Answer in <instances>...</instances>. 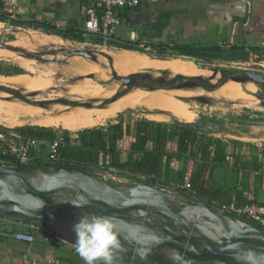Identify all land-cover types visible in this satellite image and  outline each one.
<instances>
[{
    "label": "rangeland",
    "instance_id": "obj_1",
    "mask_svg": "<svg viewBox=\"0 0 264 264\" xmlns=\"http://www.w3.org/2000/svg\"><path fill=\"white\" fill-rule=\"evenodd\" d=\"M8 24L9 27L11 26L13 28L12 29L5 28L6 30L3 31V27H2L3 24L0 23V47L11 49L12 51L21 54L22 56L16 55L15 53L6 50L0 51V83L17 85L23 87L24 89L12 87V89L17 91V94L0 89V94L3 92L6 93V94H1L0 99L3 100L20 99L26 104H31V102L32 103L41 102L42 107L40 108H42L43 111L37 112L35 116L36 119L37 118L43 119L44 117H46L45 116L46 114H49L50 116H54L55 112H57L58 109V107H55L56 105L65 106V104H68L71 107H76V105L79 104L83 105L81 104L80 101H84V98L79 95L86 96L87 94L85 100L91 102L93 101V99L95 100L98 97L97 94L92 96V94L95 92L96 89L108 90L111 89V87L114 88L113 86H115L116 84H120L122 85V88L119 87L115 88V89H120V91L117 93L119 94L127 90L130 87V85L138 78H140L139 80H141L142 79L141 77H143L144 79L146 78L160 79L163 81H170L173 78L177 77V76L174 77L168 76L166 75L167 73L159 74V75H152L146 73L152 62H156V64L159 63V65H164L163 62H171L179 65L184 64L185 66L188 65L184 61L174 59V58L181 59L182 56L180 55H173L171 53L158 55V53L152 54V53H148V51L145 50L140 51L141 53L135 51L130 52L132 50L119 51L111 47L100 46V45L96 46L89 42L84 43L85 40L79 41L78 43L75 42L69 43L56 36L46 35L45 33L39 31L38 29L16 25L13 24L12 22ZM19 32L31 36L19 37L18 35ZM70 49L89 50L93 53V57H86L83 55L74 54L70 51ZM110 51H112V53L120 52L119 54V57L121 58L120 63L111 64L113 63L114 56ZM96 54H98L99 56L97 57ZM164 56L168 58H173V57L174 58L165 61L154 58V57L158 58ZM73 61H75L76 63L73 64ZM121 65H123L124 68H121L122 67ZM14 66L20 67V69H22L21 74L14 73L11 75H6V74L4 75V73H2L3 69L7 70L9 69V67H14ZM209 66H212L214 71H216V69H220V68L222 69V65L220 64L209 65ZM127 67L133 68L137 72L132 71L131 69L128 70ZM144 67H146V70L143 72V70L141 69H143ZM188 67L189 68H187V70L193 72L197 71L198 68V67L197 68L190 67L189 65ZM260 68L262 67L258 66L257 64L247 63L244 61L231 63L229 64V66H227L226 68L227 70H225L226 73L224 72V70H220L221 76L217 82L220 83V81L224 80V78L228 76H232L234 70H240V69L257 70L264 75V70L261 69L262 71H260ZM138 69L140 70L138 71ZM29 75L35 78H41V80L43 81L42 84L46 86L45 87L36 86L35 88L30 87L28 85V82L24 80L25 77ZM126 75H132L134 76L135 79L130 82L120 79L121 76H126ZM236 76L237 75H235V77ZM238 78H241L242 80H250L247 77H238ZM217 82L211 84V86L212 85L216 86L218 84ZM257 84L260 91L257 94H253L255 97L259 98V101H256V104H254L251 101L250 95L248 93L237 91V86H238L237 80H233L232 82L220 85L219 88L214 90L204 89L202 86L196 83L190 84L188 85L189 86L188 89L201 88L203 90L196 94L197 95L196 99L192 97V99L195 100H190L191 105L188 106L184 111L177 113H166L165 111L159 110L163 115V117L162 119H156V120H179L184 122H192L195 120V118L198 119L200 116V118H202L201 120H203V123L205 124L206 122L204 121H206V119L219 117V119H216V124L218 126L217 129L221 131L226 130L224 122L222 120L225 118H229L230 120H233V118L235 117H241V119L243 118L244 120L240 119L238 123H248L255 125L264 124V102H262V100L260 99L261 97H264V85H261L259 83ZM144 88L145 87H136L135 89L141 93L143 92L142 94H145L144 91L146 90H147L146 92L150 91L149 88H145V89ZM29 91H35V92H29ZM2 95H6V96H2ZM144 108L145 107H143V109L142 107L140 109L122 108L115 110L110 115L103 117L101 122L94 126L107 125L108 123L114 122L120 112L124 113L127 116V118L131 120H135L138 118H145V117L151 118L150 116L148 117V115L143 111ZM251 113H256L253 116L254 118L249 119L247 117L240 116L241 114L248 115ZM19 116L30 118L28 115L22 113H14V112L7 113L3 111L0 112V128L5 129L7 132H14L16 131L15 129L20 126L47 127L54 129L57 132V135L64 134L65 131H70L72 137L75 138L78 135L79 130L85 128L82 127L78 130H70L62 126H47V125H39L33 123H23V124H18L16 126L6 125L5 123L6 118L8 119L11 117H19ZM232 127L239 128L237 125L234 124ZM204 129L208 130V128H204ZM31 164H42V163L37 161L36 163H31ZM67 166H71V165H67ZM78 168L83 169L81 167ZM94 173L105 181H111L116 183H122V182L130 183L131 181H138L137 179H131L125 176H120L115 173H111L104 168H100L94 171ZM140 179L142 181L143 178ZM54 182L58 186L65 185L66 187L65 181H54ZM71 183L73 186V190H75V192L78 191L79 190L78 184L73 182ZM138 184L148 186L146 184L139 182ZM152 185L149 186L153 187ZM86 186H88L92 191L94 190L93 191L94 193L95 191L96 192L99 191L98 185L90 184ZM156 186L159 189L168 190L175 193L177 192L182 195V193L175 188H170L160 185H155V188H157ZM66 191L70 192L68 189ZM70 196H72V201H79V198L75 197L74 195H70ZM36 197H37V193H35V198ZM83 197L86 200H88V196L86 194H83ZM98 197H100V195H97V198ZM129 198L135 201V198L133 196L129 195ZM10 199H14V197L12 196L7 200ZM121 199L122 197L120 195L114 194L111 195L105 203V210L110 214L113 223L118 230H121V227L127 221V216L135 215V210H131L130 207L128 208L127 204ZM6 201L3 202L2 204L8 205L10 203ZM135 205L137 207L138 202H136ZM42 206L47 207L45 203H43ZM159 208H155L151 212H149V214L144 218V220L141 221L140 225L138 226L132 225L125 229L127 239L130 240V242L135 247L138 248V246L140 245H152L158 249L164 247L170 242L171 228L168 225L169 223L167 219L168 214L161 212ZM90 214H94V213L91 212L89 213V215ZM161 214H163V216L158 220L157 216ZM169 217L171 219L170 221H172V225L175 228V231L172 233L175 234V236L179 241L189 242V239L193 236L192 235L193 228L191 227V223L184 221L180 217H174L172 215H169ZM230 238H236V237L231 236ZM140 250L147 251L144 249H140Z\"/></svg>",
    "mask_w": 264,
    "mask_h": 264
},
{
    "label": "crops",
    "instance_id": "obj_2",
    "mask_svg": "<svg viewBox=\"0 0 264 264\" xmlns=\"http://www.w3.org/2000/svg\"><path fill=\"white\" fill-rule=\"evenodd\" d=\"M94 1L19 0L18 18L23 22L21 26L38 29L46 35L56 36L69 43H78L79 40L47 33L45 29L50 27L55 31L72 36L83 35L86 20L85 7ZM2 13H5L4 4L3 0H0V16L3 15ZM118 14L122 22L117 28V38L104 40L100 35L94 34L88 40L85 38L84 43L111 47L119 51L131 50L120 47L119 44L134 45L137 49L130 52L138 53L144 50L143 45H148L152 50L148 53H158V55L169 54L176 46H182L185 49L192 47L196 51L205 53L206 56H180L190 57L201 66L220 64L222 68H227L231 63L250 62V50L264 43V0H158L156 3H142L133 8L118 9ZM10 22V20H0L3 24V31L9 27ZM257 65L262 67L260 71L264 70V61ZM244 81L248 80L242 82ZM255 114H241L240 116L250 119L254 118ZM201 119L199 116L198 119L195 118L189 123L197 124L208 137L222 140L225 143V153L230 166L237 156H242L247 160L260 157L263 164L261 172L251 171L249 188L245 194L247 200L264 203V124L238 123L241 117H235L233 120L225 118L222 120L226 130L221 131L217 129L216 124V119L219 117L206 119L205 124ZM135 120L131 122L133 126ZM116 121L115 119L114 122ZM156 121L172 122L175 120ZM233 124L239 128L232 127ZM72 138L74 143L78 144L77 136ZM133 139L131 133L120 141L124 161L128 158ZM167 148L170 152L176 153L177 141L169 142ZM194 151L196 152L195 147ZM43 152L44 150L41 153ZM103 156L104 154H101V159L104 158ZM196 157L197 159H190L187 164V179L197 169V160L200 158L199 155ZM105 160L108 162L107 156ZM172 166L179 169L183 167V163L175 159ZM242 174L243 170H240L237 175L238 181ZM257 175L260 177L258 178ZM238 189H242L240 184H238ZM233 201L236 202L235 193ZM54 255H59L64 264H84L73 247L46 242L40 234L34 242L0 237V264H23L25 259L47 260ZM121 259L115 257L114 264Z\"/></svg>",
    "mask_w": 264,
    "mask_h": 264
},
{
    "label": "trees",
    "instance_id": "obj_3",
    "mask_svg": "<svg viewBox=\"0 0 264 264\" xmlns=\"http://www.w3.org/2000/svg\"><path fill=\"white\" fill-rule=\"evenodd\" d=\"M2 14L0 20H9L6 12ZM11 22L16 25L23 23L13 20ZM45 30L47 33L59 34L65 38L85 40L83 35L72 36L61 31H55L50 27H46ZM118 46L131 50L137 49L134 45L119 44ZM171 54L206 56L205 53L196 51L192 47L185 49L182 46H176ZM74 63L76 62L73 61ZM21 71L20 67L14 66L7 70L3 69L2 73L11 75L21 73ZM240 74L242 75V73ZM116 120V122L107 125L79 130L78 144L74 143L70 131H65L64 136L67 143L61 147L60 160L56 164L81 167L91 172L105 168L111 173L138 181L143 178L142 181L144 182L175 188L185 196L204 201L232 217L261 228L258 223L224 209L225 206H229L233 202L234 193L236 194L237 205H242L248 201L245 191L249 188L250 173L252 170L261 172L263 165L259 156L252 160L237 156L230 166L225 153V143L222 140L208 137L195 123L140 118L133 122V126L132 120L128 119L124 113H119ZM0 130L6 131L2 128ZM15 130L23 135L47 140H52L57 136L54 129L47 127L20 126ZM131 133L134 139L128 152V158L124 161L120 141ZM175 140L178 148L176 153H172L168 150L167 144ZM194 147L199 153L194 151ZM101 154H104L103 159H101ZM196 155H199L200 158L197 160V169L187 179V164L190 159H197ZM106 156L108 162L105 160ZM175 159L183 163L182 168L178 169L172 166ZM0 160L10 166L21 165L13 156L3 155L1 152ZM37 161L42 164H52L41 159H36L34 163ZM240 170H243V174L238 181L237 175ZM257 176L260 177V175ZM238 184L242 186V189H238Z\"/></svg>",
    "mask_w": 264,
    "mask_h": 264
},
{
    "label": "bare ground",
    "instance_id": "obj_4",
    "mask_svg": "<svg viewBox=\"0 0 264 264\" xmlns=\"http://www.w3.org/2000/svg\"><path fill=\"white\" fill-rule=\"evenodd\" d=\"M18 35L19 37L31 36L22 32H19ZM1 50L10 51L12 53H15L16 55L22 56L21 54H18L15 51H12L11 49L8 48L0 47V51ZM71 50L73 49H70V51ZM110 52L112 53V51ZM112 54L114 56L113 57L114 59H113V63L111 64L120 63L121 61V58L119 57L120 52H114ZM96 56L98 57L99 55L96 54ZM154 58L165 61V60L173 59L174 57L168 59H162L159 57L158 58L154 57ZM174 59L184 61L190 67H194V68L198 67L197 71L193 72L187 70V68L189 67L188 65L185 66L184 64L179 65L171 62H163L164 65H159V63L156 64V62H152L146 73L152 75L167 73L166 75L171 77L178 75L199 77L201 79L208 81L210 84H214L220 79L221 76L220 70H224L223 68L222 69L220 68L214 71L212 66L209 65L201 66L197 61H195L194 59H189V57L182 56L181 59L179 58H174ZM121 66H122L121 68H124L123 65ZM127 69L128 70L131 69L132 71H135L133 68L127 67ZM139 70L140 69H138V71ZM141 70H143L144 72L146 70V67H144ZM122 77L124 76H121L120 79H122ZM24 80L28 82V85L30 87L33 88H35L36 86H40V87L46 86L42 84L43 81L41 80V78H35L29 75L26 76ZM233 80L236 79L233 78L227 79L221 85L232 82ZM4 85L10 88L13 87V88L24 89L21 86L0 83V86H4ZM113 87L114 88L111 87V89L108 90L96 89L95 92L92 94V96L97 94L98 97L95 100L93 99V101L91 102L85 100L87 94L86 96L79 95L84 98V101H80L81 104L83 105L79 104L76 105V107H71L68 104H65V106L56 105L55 107H58V109L57 112H55V115L50 116L49 114H46L45 115L46 117H44L43 119L35 118L37 112L43 111L42 108L31 104H26L20 99H14V100L0 99V112L3 111L7 113H11V112L22 113L30 117V118H26L19 116V117H11L8 119L6 118L5 123L7 126H16L18 124H23V123H33V124L47 125V126H62L70 130H78L82 127H93L94 125L99 124L103 117L108 116L115 110L122 108L140 109L142 107L143 109V107H145L143 111L148 115V117L150 116L153 119H162L163 115L159 110L165 111L166 113H177L184 111L188 106L191 105L190 100H195L197 98L196 94L203 91L201 88L188 89L178 86L169 87V88L158 87L156 89H153L147 84H140V85L138 84L135 86L131 84L127 90L117 94L120 91V89H115V88L116 87L122 88V85L116 84ZM136 87L149 88L150 91L146 92L147 91L146 90L144 91L145 94H142L143 92L141 93L138 90H136L135 89ZM237 91L248 93L250 95L251 101L254 104H256V101H259V98L255 97L253 94H257L260 91V89L258 87L257 82L253 80H248L244 82L238 81ZM29 92H35V91H29ZM1 94H6V93L3 92ZM2 96H6V95H2ZM192 97L195 99H192ZM263 98L264 97L260 98L262 102H264ZM11 170L18 177L23 178L25 176V171L23 170L22 167L12 166ZM43 177L44 179L48 178L46 175ZM51 178L53 179V181H65V177L63 174L55 175ZM70 178L71 179L73 178L71 182L77 183L75 182L76 177L73 176ZM122 183L130 184L127 182H122ZM85 184L97 185V183L93 182V180L90 177L85 178ZM59 187L63 189L64 192V195L61 197L63 206L65 209H68L74 203V201H72V196H68L66 191L67 186L65 187V185H60ZM133 188L135 189V190L133 189L134 190L133 192L135 191L136 192L131 193L130 195L135 198L137 197V194H139L140 201L142 203H145L146 205H153L157 201H163V199L170 201V203H166L167 206L160 208L158 207L160 211L165 214L172 215L174 217H180L184 221L191 223V227L193 228V234H192L193 236L189 239V242L180 241L183 244L192 245V246L199 245L198 244L199 241H205L214 236H220L222 239H228L235 243H241L242 242L241 239H243V241L245 240L250 242H256L264 239L263 231L256 229L250 224L245 223L244 221H241L239 219H236L235 217H230L229 215L223 213L219 209H214L212 207H209L206 203L196 201L191 197H185L177 192L175 193L168 190L151 187L149 185L144 186L138 183H133ZM35 193H37L36 200L39 202L40 205L45 203L47 207L51 206L47 199V195L42 188L36 190ZM6 202H10V203L8 205L1 204V207H5V208L12 207L14 203V199L7 200ZM162 216L163 214L157 216V219L159 220ZM231 236L236 238H230ZM166 247L167 245L157 249L152 245L138 246L139 249L147 250L143 252L148 253L147 256L149 257L156 256L159 252L164 251ZM211 255L224 264H234V263L251 264L252 262L258 260L264 261V244L260 245L258 248H254L250 246L247 248L237 249L235 251V254H230V252H223L218 249H213ZM178 264H195V263L192 260L187 259L178 262Z\"/></svg>",
    "mask_w": 264,
    "mask_h": 264
},
{
    "label": "water",
    "instance_id": "obj_5",
    "mask_svg": "<svg viewBox=\"0 0 264 264\" xmlns=\"http://www.w3.org/2000/svg\"><path fill=\"white\" fill-rule=\"evenodd\" d=\"M7 28L12 29L13 27L10 26ZM71 52L86 57H93V53L85 49H73L71 50ZM162 59H168V57H162ZM189 59L192 58L189 57ZM223 69L226 68L223 67ZM238 71L239 73H242V76L238 77H247L250 80L264 85V75L259 71L245 69H240ZM132 77V75H127L122 77V79L131 81ZM238 77H235L233 75L228 76L224 78V80H221L220 83H218L216 86H211L208 81L199 77L183 75H178L170 81L150 78L146 79L150 83L155 84V87H151L153 89H156L158 87L169 88L176 86L185 88L187 86L183 85L182 83L188 82L196 83L202 86L204 89L214 90L219 88L221 83L230 78L236 79L238 81H243ZM135 85H138V83L134 84V86ZM0 89L17 94V91L10 87L0 86ZM31 104L34 106L42 107L41 102H31ZM11 167L12 166L8 165L6 162L0 160V217L15 219L25 224L39 225L43 228L59 232L67 239L71 240L73 243H75L77 239L76 233L74 231V225L79 222L81 217L89 215V213L92 212L98 216H106L111 218L110 214L105 210V203L111 195H120L122 197L121 200L127 204L128 208L130 207L131 210H135V215L127 216V221L121 227V230H118L114 225V231L120 244V249L115 250L114 257L134 261L139 264H178V262L187 259L192 260L195 264H224L211 255L213 249H218L223 252H230V254H235V251L237 249L247 248L250 246L258 248L260 245L264 244V239L256 242L245 240L243 241V239H241V243H235L228 239H222L220 236H214L208 240L199 241V245H186L181 243L177 239L175 234L172 233L175 231V228L172 225V221H170L171 219L169 215H167V219L169 221L168 225L171 228V233L170 242L167 244L166 249L162 252H159L154 257L146 256L145 259H141L137 255V251L141 250L135 247L130 242V240L127 239L125 229L132 225H140L141 221L144 220L149 212H151L155 208L167 206L166 203H170V201L163 199L164 202L157 201L153 205H146L145 203H142L140 201L139 194H137V197H135V201L131 200L129 198V195L136 192H133L135 190L133 188V183L139 182L146 185L152 184L144 181H131L130 184L105 181L97 176L94 172L80 169L75 166H66L61 164L20 165L19 167H22L25 171V176L21 178L13 173ZM60 174H63L65 177L67 189L70 191L67 192L68 196L74 195L75 197L79 198V201H74L72 207L68 209H65L62 203L61 197L64 195L63 189H61L51 178L55 175ZM45 175L48 177V180L44 179L43 176ZM73 176L76 177L75 182H77L79 188V190L76 192L73 190V186L71 183V180L73 178H70ZM87 177H90L93 182L97 183L99 188L98 192L95 191L94 193V190L92 191L88 186H86L85 178ZM152 186L155 187V185ZM39 188H42L45 191L47 199L51 205L50 207H42V205H40L36 200L35 192ZM83 194H86L88 196V200L83 197ZM97 195H100V197L97 198ZM12 196L14 197L13 206L8 208L1 207V204ZM197 201L206 203L201 200ZM136 202H138L137 207L135 205ZM206 204L209 207H212L208 203ZM212 208L218 209L215 207ZM222 212L232 217L230 214L224 211ZM250 225L264 232L263 229L252 224ZM175 254L178 255L176 260L174 261L170 257ZM251 264H264V261L258 260L252 262Z\"/></svg>",
    "mask_w": 264,
    "mask_h": 264
},
{
    "label": "built area",
    "instance_id": "obj_6",
    "mask_svg": "<svg viewBox=\"0 0 264 264\" xmlns=\"http://www.w3.org/2000/svg\"><path fill=\"white\" fill-rule=\"evenodd\" d=\"M158 0H95L86 5V20L83 36L88 40L91 35L97 34L104 40L117 38V28L122 22L118 9L133 8L142 3H156ZM4 11L9 20L20 21L18 18L19 0H3ZM143 49L152 52L151 47L143 45ZM250 62L259 64L264 61V43L253 47ZM67 143L64 134H58L52 140L23 135L17 131L7 132L0 130V152L3 155H11L21 165L34 163L36 159L56 164L60 160L61 147ZM42 150H44L43 153ZM247 196V195H246ZM224 209L242 215L256 223L264 230V203L248 200L242 205L233 201ZM40 234L42 239L53 244H65L72 247L74 244L59 232H55L39 225L25 224L15 219L0 217V237L14 238L26 242H34ZM115 258V257H114ZM23 264H64L59 255H54L47 260L25 259ZM117 264H139L134 261L121 259Z\"/></svg>",
    "mask_w": 264,
    "mask_h": 264
},
{
    "label": "clouds",
    "instance_id": "obj_7",
    "mask_svg": "<svg viewBox=\"0 0 264 264\" xmlns=\"http://www.w3.org/2000/svg\"><path fill=\"white\" fill-rule=\"evenodd\" d=\"M43 207V206H42ZM76 242L71 244L84 264H114L115 250L120 249L112 218L85 215L74 225ZM141 259L148 253L137 251ZM178 254L170 257L174 261Z\"/></svg>",
    "mask_w": 264,
    "mask_h": 264
},
{
    "label": "flooded vegetation",
    "instance_id": "obj_8",
    "mask_svg": "<svg viewBox=\"0 0 264 264\" xmlns=\"http://www.w3.org/2000/svg\"><path fill=\"white\" fill-rule=\"evenodd\" d=\"M225 70H227V69H224V72L226 73V71ZM233 73V72H232ZM233 76H235V75H237V77L238 76H242L240 73H239V71L238 70H234V73L232 74ZM227 76V75H226ZM225 76V77H226ZM142 79L141 80H139L140 78H138L137 80H135L133 83H132V85H134V84H136V83H138V84H150L149 86L150 87H155V84H152V83H150L147 79H144L143 77H141ZM135 78H134V76L132 77V79H131V81H133ZM183 85H186L187 87H189L188 85H190V84H193V83H182Z\"/></svg>",
    "mask_w": 264,
    "mask_h": 264
}]
</instances>
